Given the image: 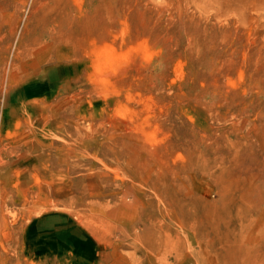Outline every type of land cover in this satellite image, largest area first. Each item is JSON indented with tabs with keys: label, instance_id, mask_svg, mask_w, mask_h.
<instances>
[{
	"label": "rangeland",
	"instance_id": "obj_1",
	"mask_svg": "<svg viewBox=\"0 0 264 264\" xmlns=\"http://www.w3.org/2000/svg\"><path fill=\"white\" fill-rule=\"evenodd\" d=\"M0 264H264V0H0Z\"/></svg>",
	"mask_w": 264,
	"mask_h": 264
}]
</instances>
